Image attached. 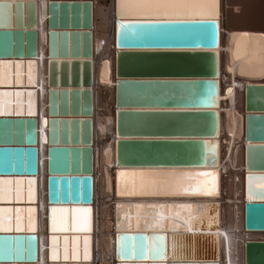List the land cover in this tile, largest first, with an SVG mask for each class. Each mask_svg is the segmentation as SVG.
Masks as SVG:
<instances>
[{
	"label": "water",
	"instance_id": "obj_1",
	"mask_svg": "<svg viewBox=\"0 0 264 264\" xmlns=\"http://www.w3.org/2000/svg\"><path fill=\"white\" fill-rule=\"evenodd\" d=\"M4 2L12 3L14 8L19 5L22 12L26 11L27 3H32L35 15L34 0H25L24 4L22 0ZM46 12L50 86L57 85L58 66L60 86H90L92 2L50 0ZM123 22L125 28L119 34L116 32L115 40V165L134 168L216 166L218 22L215 19H128ZM0 38L5 43L4 52H0V105L3 107L0 123L12 124L10 131L14 135L17 131L29 130L26 133L34 136L36 142V32L33 28H0ZM123 41L128 45L133 41L137 46L119 49L117 43ZM47 126L48 210L55 208L59 214H70L66 231L48 234L47 258L49 264L90 262L93 256V123L89 117H49ZM244 140L248 171L244 174V229L264 231V113L245 114ZM21 149L35 150L36 154L35 143L0 145V150L13 154ZM2 181H11V184H6L8 198L0 201V209H11L14 219L18 208L20 219L29 218L36 230V175L0 173ZM183 236L178 234L176 238L180 240ZM0 241L7 253L0 257V264H35L37 261L35 231L0 232ZM168 247L169 235L165 232L153 233L150 245L145 232H124L120 238L121 259L115 264L218 263L217 259L196 257L192 260L188 255L170 261L164 258L169 253ZM219 251L217 240V258ZM244 264H264V241L244 242Z\"/></svg>",
	"mask_w": 264,
	"mask_h": 264
},
{
	"label": "bare ground",
	"instance_id": "obj_2",
	"mask_svg": "<svg viewBox=\"0 0 264 264\" xmlns=\"http://www.w3.org/2000/svg\"><path fill=\"white\" fill-rule=\"evenodd\" d=\"M22 1L24 4L25 0ZM34 1L35 15L32 14V3H27L26 11L23 12L17 4L16 8L11 6L12 3L0 4V28H33L37 35L34 57L37 63L36 142L33 140L34 136L26 133L29 130H22V133L17 131L14 135L10 131L12 124L0 123V145L8 142L35 143L36 154L35 150L30 149H21L15 154L0 150V173L36 175L37 228H29V218L27 221L20 219L21 212L18 208L15 209L14 219L13 212L0 209V225H11L10 231H17L16 225L19 223V231H35L38 237V257L35 264L50 263L47 258L48 234L66 231L70 226V214H59L55 208L48 210L47 121L49 117H89L93 123V256L90 262L66 264H115L122 254L120 238L124 232L129 231L145 232L148 245L155 232L169 235V253L164 256L167 260L183 259L188 255L192 260L198 257L212 261L217 259V264H244V244L239 251L234 249L232 256L229 255L228 263L222 259L221 249L225 240H229L222 224L227 217L232 233L230 241L234 245L235 232L238 228H244V174L248 172L245 165L244 116L248 112L264 113V34L262 36L261 32H253L257 22L256 19L251 18L250 21L249 18L256 3L264 0H204L207 5L205 10L210 14L186 16L133 14L131 10L144 0H90L93 4V28L92 54L88 59L92 64V84L73 87L60 86L59 66L57 85L49 84L51 58L48 57L46 7L50 0ZM98 19L101 21L98 22ZM128 19H215L218 22L219 44L215 50L219 82L216 166L134 168L115 165V40L116 34L125 28L123 20ZM123 43L124 41L117 43L119 49L137 46L133 41H130V45ZM4 44V40L0 38V52H4ZM79 59L83 60L82 57ZM70 61L68 58V62ZM56 62H60L58 56ZM70 73L69 67V75ZM2 110L0 105V112ZM122 172L211 175L146 176L142 183L141 177L121 176ZM161 179L168 180L169 185L150 183ZM7 190V185L0 183V201L8 198ZM165 190H178L180 194H164ZM193 192L197 194H189ZM202 192L212 194H200ZM104 198L108 201H104ZM226 199L232 202L225 203ZM178 234L185 235L179 240L176 238ZM217 240L220 249L218 258L215 256ZM246 240L264 241V231H249L243 243ZM5 251L4 243L0 241V257L7 254Z\"/></svg>",
	"mask_w": 264,
	"mask_h": 264
},
{
	"label": "snow or ice",
	"instance_id": "obj_3",
	"mask_svg": "<svg viewBox=\"0 0 264 264\" xmlns=\"http://www.w3.org/2000/svg\"><path fill=\"white\" fill-rule=\"evenodd\" d=\"M4 3V0H0V4ZM207 8L206 3L204 0H144L143 3L138 4L134 9L131 11L133 14L136 15H167V16H186V15H207L208 13L205 9ZM2 82V81H0ZM19 83V79L17 80ZM31 79L29 83H31ZM4 95H11V93H4ZM17 96L21 95V93H17ZM29 95H32L31 93ZM121 176H139L143 178L146 176L150 177H174V176H192V175H211L210 173H121ZM0 183L5 184H11V181H2ZM20 181H17V184H19ZM31 183V181H30ZM152 184H159L161 186L169 185L168 180L161 179L159 181H150ZM134 194V193H133ZM157 194H160L159 192ZM164 194H180V192L174 191L170 192L165 190ZM189 194H197L196 192L189 193ZM200 194H207L211 195V192H202ZM31 198V194H30ZM17 199H19V193L17 194ZM7 211H11V209H8ZM28 211H34V209H29ZM54 212L55 209H52ZM32 225L29 224V228L31 229ZM21 228V225L18 223L16 225L17 231H19ZM11 225H0V231H10ZM56 238L53 237V242H55ZM65 240H67V237H65ZM87 240V238H86ZM53 258H55L56 253L53 251ZM67 258V256H65Z\"/></svg>",
	"mask_w": 264,
	"mask_h": 264
},
{
	"label": "built area",
	"instance_id": "obj_4",
	"mask_svg": "<svg viewBox=\"0 0 264 264\" xmlns=\"http://www.w3.org/2000/svg\"><path fill=\"white\" fill-rule=\"evenodd\" d=\"M223 228L225 229L226 233L229 236V240H225L224 245L221 249V257L224 260V262L229 261V255L232 256V253L235 250H240V248L243 246V239L245 238L246 234L249 233V231L243 229H239L235 232L236 235V241L234 242V245H232V242L230 241V236L232 235L231 231H230V226L227 223V217H225V219H223ZM245 234H244V233ZM235 252V251H234Z\"/></svg>",
	"mask_w": 264,
	"mask_h": 264
},
{
	"label": "rangeland",
	"instance_id": "obj_5",
	"mask_svg": "<svg viewBox=\"0 0 264 264\" xmlns=\"http://www.w3.org/2000/svg\"><path fill=\"white\" fill-rule=\"evenodd\" d=\"M261 2L260 3L258 2V4L256 3L254 8L252 9L254 11L251 12V16L249 18H250V21L256 19V22H257L256 28L254 29L255 31L253 30V32H261V35L263 36V34H264V2H262V3ZM226 13H227V9H226ZM253 17H255V18H253ZM251 18H252V20H251ZM100 21H101V19H98V22H100ZM234 189H236V186H234ZM104 201H108V200H105V198H104ZM226 202L231 203L232 201H228L226 199L225 203ZM102 207H104V206H102ZM227 223L229 225V219L228 218H227Z\"/></svg>",
	"mask_w": 264,
	"mask_h": 264
},
{
	"label": "crops",
	"instance_id": "obj_6",
	"mask_svg": "<svg viewBox=\"0 0 264 264\" xmlns=\"http://www.w3.org/2000/svg\"><path fill=\"white\" fill-rule=\"evenodd\" d=\"M258 46V45H257Z\"/></svg>",
	"mask_w": 264,
	"mask_h": 264
}]
</instances>
